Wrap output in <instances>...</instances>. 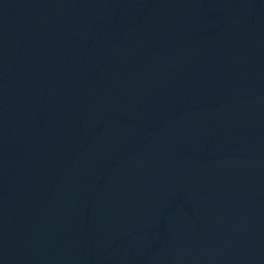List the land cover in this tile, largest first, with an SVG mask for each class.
<instances>
[{
  "label": "water",
  "instance_id": "1",
  "mask_svg": "<svg viewBox=\"0 0 264 264\" xmlns=\"http://www.w3.org/2000/svg\"><path fill=\"white\" fill-rule=\"evenodd\" d=\"M0 264H264V0H0Z\"/></svg>",
  "mask_w": 264,
  "mask_h": 264
}]
</instances>
